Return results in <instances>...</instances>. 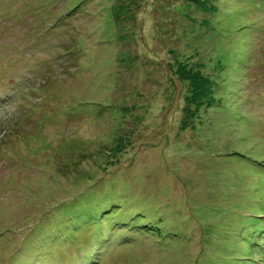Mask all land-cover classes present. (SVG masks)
Listing matches in <instances>:
<instances>
[{
  "label": "rangeland",
  "instance_id": "374dc122",
  "mask_svg": "<svg viewBox=\"0 0 264 264\" xmlns=\"http://www.w3.org/2000/svg\"><path fill=\"white\" fill-rule=\"evenodd\" d=\"M120 1L0 0V264H264V0Z\"/></svg>",
  "mask_w": 264,
  "mask_h": 264
},
{
  "label": "trees",
  "instance_id": "16d2710c",
  "mask_svg": "<svg viewBox=\"0 0 264 264\" xmlns=\"http://www.w3.org/2000/svg\"><path fill=\"white\" fill-rule=\"evenodd\" d=\"M120 2L121 3L118 6V11L116 13V16L118 18L123 17L124 25L126 24L127 21H130L128 14L131 15V19L137 20L138 15H139L138 10H141L142 7H144L146 4V0H139V1L122 0ZM190 2L197 5L198 7L203 8L204 10H206V12H211L212 14H214L216 12V7L211 8V6H210V8L208 9V7L211 3L210 0H190ZM135 10H137V12H135ZM204 21H205V23H208V21H206V20H204ZM118 23H120V22L118 21ZM121 27H127V26L121 25ZM119 32L121 33V29ZM122 33L127 34L123 30V28H122ZM124 37L128 38V37H130V35H124ZM176 64H177V68L175 70V73L179 74L177 76H180L181 80L187 86V93H186V99H185L186 105L183 109V111H185L186 117L192 116V113H194L196 116H198L199 115L198 112L201 111V108H203L204 106L209 107L211 109H213L214 107H217L218 104L220 103L221 98H218V96L215 95L216 88H217V83L214 81L215 78L212 79L211 77L205 75L200 69L190 67L186 63L178 62ZM173 66L174 65H172V67ZM212 77H214V76H212ZM118 129L119 128L117 127L116 130H118ZM113 132H114V130H113ZM119 137H122L123 140L117 139ZM114 138H115L116 143L114 145H112L110 150L109 149L106 150V152L112 151L113 153H109L108 158H105V159H103L104 157H100L103 160L102 163H105V165H107V166L108 165L113 166V165L124 163V161L120 162V155L123 154V149L126 148V145H128L129 141H128V139H126L124 137V134L123 135L115 134ZM114 153H115V155H114ZM66 154H67V156L63 157V159L64 160L68 159L71 162L72 166L79 163L82 155H84L85 158L86 157L90 158V155L85 156L88 153L84 154L83 151H81L77 148L74 150L71 149V150L67 151ZM68 155H73V157H71V159H70L68 157ZM97 156H100V155H97ZM59 176L62 177L63 174H60ZM75 177H77V176H75ZM63 178H64V176H63ZM106 213L107 212L104 211L96 221L102 223L103 222L102 220H103L104 215ZM139 217H140L139 214L135 217H134V214H132V216L130 217L131 219L127 220L126 225H121L120 223L123 221V219H121L120 215H117L115 218V220L117 222L115 223V228H113V231H118V230H123V229L128 230V228H133V230L136 229L135 231H141V232H139V234H136V232L133 231V232H135L134 234H136L137 236L150 237L149 235H146L144 233H145V231L153 230V229H151L152 224L146 220H143V224H141L140 221H142V220H139ZM89 226L97 227L96 224L93 222L85 225V227H89ZM100 237L103 238L102 236H99V238ZM133 238H134L133 234L132 235H126L125 239L122 242L132 240Z\"/></svg>",
  "mask_w": 264,
  "mask_h": 264
}]
</instances>
